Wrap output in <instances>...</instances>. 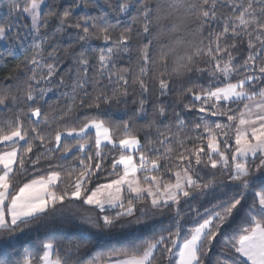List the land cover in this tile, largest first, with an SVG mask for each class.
<instances>
[{
  "label": "snow or ice",
  "instance_id": "1",
  "mask_svg": "<svg viewBox=\"0 0 264 264\" xmlns=\"http://www.w3.org/2000/svg\"><path fill=\"white\" fill-rule=\"evenodd\" d=\"M106 2L118 15L133 10V23L138 20L142 33L152 38L141 40L133 49L132 24L121 28L119 20L113 23L106 16L83 11L77 22L68 23L72 9L61 11L58 0H30L23 7L14 0L9 9L16 17L30 18L33 53L17 65L31 73L24 81V95L0 92V112L14 113L0 118V236L4 237L0 245L14 247L12 241L18 235L43 226L47 217L63 213L67 205L78 201L99 214L96 218L81 216L82 222L108 233L143 225L165 208L174 212L173 231L146 242L143 250L139 245L130 252L114 250L97 264H156L158 251L168 264L174 257L175 264H213L214 242L219 243L222 254L214 264H264V0H184L182 6L168 4L172 10L168 15H162V6L155 0ZM91 6L85 0L83 8ZM174 13L184 16L191 39L175 36ZM52 17L59 21L58 30L65 25L78 29L79 42L99 40L107 47L99 49L100 71L91 81L92 92L86 90L87 79H78L72 102L51 110L50 117V110L44 107L47 93L38 86L42 81L50 83L57 74L58 49L53 47L48 53L53 63L43 59L50 37L42 29L48 28ZM164 21L171 24L167 34ZM154 23L160 26L157 36H153ZM13 27L11 23L0 26V40L18 41V32L9 34ZM161 37L168 43L154 53L153 40ZM133 50L138 71L126 76L122 73L130 71L131 60L129 67L118 68L113 56ZM234 51L247 55L234 56ZM78 62L87 77L88 59L83 50ZM38 68H46V74L38 76ZM153 85L159 93L155 100L149 95ZM173 90L178 100L186 94L190 97L183 110L195 117L193 121L173 110L175 124L165 122L168 110L160 97ZM136 93L140 98L138 103L132 100L137 107L129 120L146 121L144 144L133 134L129 120L117 135L119 130L100 119L99 111L77 114L85 107L99 110L101 104L127 103L126 98ZM149 107L151 120L147 119ZM222 117L226 122L219 119ZM80 120L84 122L71 126ZM116 151L119 157H113L107 171L104 162ZM34 173L45 174L19 186L17 176ZM217 173L228 183L218 180ZM102 178L107 182L99 183ZM218 189H227L231 195L225 193L216 200L212 205L216 210L201 213L192 207L194 201ZM149 200L150 207H137ZM182 201L192 208L191 213L181 208ZM241 214L240 227L227 234L225 228ZM185 218L195 221V226L183 229ZM182 231L187 235L174 252ZM60 251L51 242L41 243L33 250L17 251L15 260H0V264H68L59 257Z\"/></svg>",
  "mask_w": 264,
  "mask_h": 264
},
{
  "label": "trees",
  "instance_id": "2",
  "mask_svg": "<svg viewBox=\"0 0 264 264\" xmlns=\"http://www.w3.org/2000/svg\"><path fill=\"white\" fill-rule=\"evenodd\" d=\"M19 2L23 7L30 3V0H19ZM47 2L51 3L52 0H47ZM58 2L59 9L61 11L64 8L72 9V15L68 17V23L74 24L77 22L81 11H83L90 13V15L94 17L106 16L113 23H116L117 20H119L121 28H123L125 25L132 24L133 39L130 41V43L132 44L133 49H135L136 45L141 40L147 42V39L152 38L146 37L142 33L141 24L138 20L133 23V18L136 17V13L131 9H129V11L124 15H118L112 10L111 7H109V3L106 2V0H88L90 5H92L90 8H83L85 0H58ZM112 2L114 3L115 0H112ZM155 3H159L162 6V15H168V13L172 11L167 8L168 4L182 6L184 4V0H155ZM13 4L14 0H0V26L6 27L9 23L15 25V27L12 29V32L9 34L12 35L18 32L20 37L18 41L13 40L9 42L7 40H0V92L7 91L10 96H23L25 93L24 81L28 76L31 75V73H25L24 71L17 69V65H21L26 57L32 55L33 37L29 30L30 23L25 15L16 17L14 12L10 14L9 9L13 6ZM77 4H80L81 8H76L75 6ZM44 11H47V8H44ZM174 14L176 16L174 23L177 29L175 36H182L185 39H191V33L185 29V18L182 13ZM58 24L59 21L55 17H52L48 28L42 29V34L50 37L49 41L44 45V61L46 63L54 62L53 59L48 55V53L52 51L53 47L58 49L56 55L59 57V61L56 63L57 74L50 78V83L48 81H42L38 86L39 88L44 89L47 93L45 98L47 99L48 103L44 107L50 110V117L53 114L51 110L62 109L66 103L72 102L71 96L73 93V86L78 79H87L88 83L86 85V90L92 92L91 81L96 75H98L100 71L98 63L99 49L107 47L102 41L99 40L79 42L77 37L80 34V31L78 29L74 27H67V25H65L63 28L58 30ZM163 24L164 33L167 34L171 28V24L167 21H164ZM138 31H140L139 36H137ZM159 32L160 26L154 23L153 36H157ZM167 43L168 41L162 37L159 40L154 39V53L160 50L161 44ZM229 43H231V41H229ZM245 46L246 45H238V47L241 48ZM66 50L74 54L69 55L67 54ZM81 50L85 52V56L88 59L87 77H85L82 70L84 66L80 65L78 62L79 53ZM233 55L238 57L246 56L247 52L234 51ZM113 60H115L118 68L129 67V62L131 60L130 71L122 73L126 76H130L132 73L138 71L137 52L135 50L131 51V53L121 52L119 56L114 55ZM46 71V68H38L37 74L38 76L41 72L46 74ZM18 72L19 78L17 79ZM61 80L63 83H61ZM176 83H180V81H176ZM152 87L153 91L149 93V95L151 96L152 100H155L156 97L159 96V93L155 90L154 85ZM76 91L79 92L80 90L77 89ZM134 98L138 103L140 97L139 94L136 93L129 95L126 98L128 101L127 103L121 102L117 104L113 102L111 105L101 104L99 110L95 108L88 109L85 107L78 109L77 114L89 113L95 115L97 111H99V118L110 121V126L114 130L118 129L119 131L117 132V135H119L123 131V122L125 120H129V117H132L133 110L137 107V104L132 103ZM121 99L123 100L124 98ZM189 99L190 97L186 94L183 97V100H178L175 90L171 91L168 96L160 97V102L163 103V105L168 110V116L165 118V122L172 123L173 125L175 124V119L172 116L173 110L179 112L181 117L186 119V121H193L195 117L183 110V105L188 103ZM76 102L79 103V100L77 99ZM40 103H43V101H40ZM241 107H243L242 104ZM125 113H127V115H125ZM148 113L147 119L151 120L153 116L152 109L150 107L148 108ZM15 114L26 119V117L23 116V113L17 112ZM13 115L14 113L12 111L0 112V118H10ZM212 119L215 120L217 118L212 117ZM219 119L223 122H226V117ZM83 122V120L73 121L71 122V126H76L77 124H82ZM145 122V120L135 118L129 120L131 130L133 134L138 136L141 144L145 143ZM41 127H43V125ZM173 130L175 131V128ZM197 143L199 142L197 141ZM173 147H175V141L173 142ZM105 151H107V149H105ZM119 154V151H116L112 153V155L108 156L107 160L104 162V168L107 171L111 170L110 166L113 157L118 158ZM72 163L76 162L73 161ZM161 163H164V161H161ZM43 174L45 173H34L24 177L17 176L16 179L20 181L19 186H22V183ZM138 175L140 174L138 173ZM113 178L115 177H109L108 179ZM217 179L223 181L225 184L228 183L227 178L220 175L219 173H217ZM98 182L104 183L107 181L102 178ZM65 186L66 184L61 185V188ZM225 193L231 195L227 189H218L214 194L209 195L207 198L194 201L192 207L198 208L201 213H204V210L208 209L210 213L211 211L216 210L212 208V205L216 202V200L224 196ZM142 206L150 207V201L137 204V207ZM181 208L186 209L188 213L192 212V208L184 205L183 201L181 203ZM98 215L99 214L97 211L92 210L89 206L80 204L78 201L71 205H67L63 213L58 212L55 217H47L43 226H36L31 231H26L24 234L18 235L17 238L12 241L14 247H5L0 245V260H15L17 251L23 253L25 249L33 250L41 243L51 242L56 245L57 248L61 249L59 252V257L61 259H66L68 264H97V260L99 258L103 257L104 259H107L113 254L114 250H128L130 252L131 249L137 245H139L141 250H143V247L146 246V242L152 241L161 235H167L169 231H173L175 229V223L171 219L174 215V212L171 209L165 208L160 212H156V215L152 218H149L143 225H136L124 229L115 228L112 229L111 233L98 231L97 229L94 233L90 234L83 232L80 226L82 222L80 217L91 216L92 218H96ZM242 215L243 214L233 219L231 227L225 228V232L227 234L231 235L233 230L240 227ZM196 219L202 222V218L197 217ZM185 220L186 223L182 225L183 229L195 226V221L187 220V218H185ZM186 235V231H182L181 236L177 239V247L173 250L174 252L177 250L178 246L183 243V239ZM3 238V236H0V239ZM84 245L87 246L85 247ZM77 247H79V251H77ZM219 248V243L214 242V246L210 253L213 264L215 262V258L222 255L219 251ZM155 255L157 256L156 264H168L167 260L159 251ZM55 258L56 257L53 256V259ZM113 258L115 259L114 256ZM172 264H175V258H173Z\"/></svg>",
  "mask_w": 264,
  "mask_h": 264
},
{
  "label": "rangeland",
  "instance_id": "3",
  "mask_svg": "<svg viewBox=\"0 0 264 264\" xmlns=\"http://www.w3.org/2000/svg\"><path fill=\"white\" fill-rule=\"evenodd\" d=\"M125 13H123L122 15H124ZM25 17L28 19V21H29V23H30V26H31V20H30V18L29 17H27L26 15H25ZM29 26V30H30V32H31V27ZM150 201V200H149ZM89 207H91V206H89ZM80 226H81V229L83 230V232H85V233H87V234H90V233H94L95 231H96V229L95 228H92V227H90L88 224H85V223H83V222H81V224H80ZM182 244V243H181ZM180 244V245H181ZM180 245L178 246V248L180 247ZM178 248H177V250L176 251H178ZM175 251V252H176ZM175 258V257H174ZM175 260H176V258H175Z\"/></svg>",
  "mask_w": 264,
  "mask_h": 264
}]
</instances>
